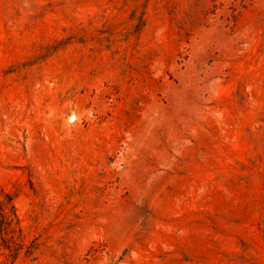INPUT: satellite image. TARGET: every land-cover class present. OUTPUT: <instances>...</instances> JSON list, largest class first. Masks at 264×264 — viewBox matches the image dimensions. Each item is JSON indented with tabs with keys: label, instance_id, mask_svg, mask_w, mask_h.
<instances>
[{
	"label": "rangeland",
	"instance_id": "1",
	"mask_svg": "<svg viewBox=\"0 0 264 264\" xmlns=\"http://www.w3.org/2000/svg\"><path fill=\"white\" fill-rule=\"evenodd\" d=\"M1 210L13 264H264V0H0Z\"/></svg>",
	"mask_w": 264,
	"mask_h": 264
},
{
	"label": "trees",
	"instance_id": "2",
	"mask_svg": "<svg viewBox=\"0 0 264 264\" xmlns=\"http://www.w3.org/2000/svg\"><path fill=\"white\" fill-rule=\"evenodd\" d=\"M13 208V207H11ZM18 219L14 211L0 212V240L3 242V248L11 252L12 263L17 259L20 251L23 249V245L18 239H15L16 231L20 230L18 228ZM10 235V237H9ZM20 236V235H19ZM2 264V263H0Z\"/></svg>",
	"mask_w": 264,
	"mask_h": 264
}]
</instances>
